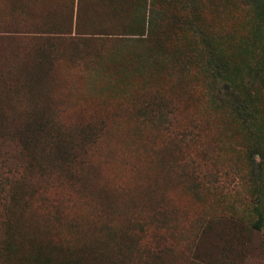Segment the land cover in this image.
Returning a JSON list of instances; mask_svg holds the SVG:
<instances>
[{
	"label": "rangeland",
	"instance_id": "rangeland-1",
	"mask_svg": "<svg viewBox=\"0 0 264 264\" xmlns=\"http://www.w3.org/2000/svg\"><path fill=\"white\" fill-rule=\"evenodd\" d=\"M11 223L91 264H264V0H0Z\"/></svg>",
	"mask_w": 264,
	"mask_h": 264
},
{
	"label": "trees",
	"instance_id": "trees-1",
	"mask_svg": "<svg viewBox=\"0 0 264 264\" xmlns=\"http://www.w3.org/2000/svg\"><path fill=\"white\" fill-rule=\"evenodd\" d=\"M216 60V57L208 54L209 78L215 85L219 84V88L213 90L212 100L216 104L232 106L237 102L235 93L232 90L231 82L228 79H223L221 66ZM35 128L34 131L36 133L43 131L42 134L52 143L53 138L49 129L36 125ZM19 131L17 132L18 135ZM21 143L24 145V139H21ZM67 160L66 162L64 161L65 164L70 163ZM253 227L258 229V223L253 224ZM23 228L24 226L21 229ZM19 231V226L13 223H11L10 227L7 226V238L3 241L0 240V264H91L87 260L91 255L89 250L86 251L85 247H81L80 250H74L64 256L62 248L48 242L47 239L42 242L41 246L36 245L31 238L21 239L18 235ZM113 248L117 250H114L115 253L112 254H110L109 249L97 251L96 255L104 258V262L99 264H118V260H113L112 256L118 259L117 254L122 247L115 242Z\"/></svg>",
	"mask_w": 264,
	"mask_h": 264
}]
</instances>
